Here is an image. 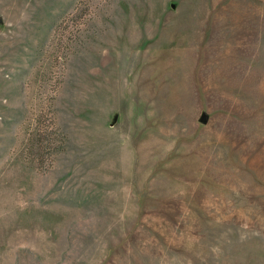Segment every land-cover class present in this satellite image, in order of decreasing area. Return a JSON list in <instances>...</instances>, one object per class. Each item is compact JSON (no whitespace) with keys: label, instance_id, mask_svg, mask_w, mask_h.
Returning a JSON list of instances; mask_svg holds the SVG:
<instances>
[{"label":"rangeland","instance_id":"374dc122","mask_svg":"<svg viewBox=\"0 0 264 264\" xmlns=\"http://www.w3.org/2000/svg\"><path fill=\"white\" fill-rule=\"evenodd\" d=\"M263 82L264 0H0V264H264Z\"/></svg>","mask_w":264,"mask_h":264},{"label":"bare ground","instance_id":"6f19581e","mask_svg":"<svg viewBox=\"0 0 264 264\" xmlns=\"http://www.w3.org/2000/svg\"><path fill=\"white\" fill-rule=\"evenodd\" d=\"M262 74V73H261ZM251 78V77H250ZM249 77L247 78L248 79V81L250 82L251 81V79H250ZM253 78H255V77H253ZM259 79V78H258ZM264 83V82H263ZM258 85V84H257ZM260 92V91H259ZM257 156L258 155H256V158H257Z\"/></svg>","mask_w":264,"mask_h":264}]
</instances>
